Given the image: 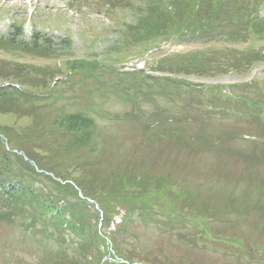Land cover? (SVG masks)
Returning a JSON list of instances; mask_svg holds the SVG:
<instances>
[{"label": "rangeland", "instance_id": "1", "mask_svg": "<svg viewBox=\"0 0 264 264\" xmlns=\"http://www.w3.org/2000/svg\"><path fill=\"white\" fill-rule=\"evenodd\" d=\"M147 2L0 0V87L19 79L26 85V91L42 95L57 80L72 77L65 84V99L76 102L79 109L95 117L101 142L100 155L104 154L109 164L121 160L126 164L131 160L137 172L170 178L178 189L182 186L184 191L198 195L202 199L201 205L191 203L185 206L183 214L186 216L194 215L202 219L200 217L207 206L204 199L210 200V208L221 209L217 213L212 208L216 213L213 220L208 222L205 219L172 222L164 217L155 225L137 223L132 228L136 238L126 237V248L136 252L139 262L264 264V95L261 94L264 91L261 89L264 87V61L252 66L225 67L218 72L207 71L205 67L199 71H175L170 65L176 56L190 55V62L194 63L196 60L192 58L196 55L215 57L223 52H238L251 47L252 41L229 43L224 38L190 41L191 36L185 33L179 37L174 35L137 41L133 35L140 37L138 32L134 34V30L137 31L140 15L146 12ZM250 2L252 6L257 4L260 20L264 23V0H249L247 3ZM13 33L14 37L11 38ZM36 35L39 43L45 45L43 47H50L44 54L38 53L40 47L32 48L33 44H30ZM254 48L264 52V38L257 39ZM84 63L102 68L105 72L99 70L97 74L107 73L101 77L103 84L107 85L98 86L91 79L80 77L83 74H73L69 70L71 65ZM20 67L23 71L44 69L47 73L40 76L32 73L23 79ZM55 70L58 76L54 73V79H48L49 71ZM111 70L124 75L143 70L140 80L148 77L153 80L139 81L144 85L141 84L140 90H134L128 96L126 90L130 88V80L120 77L113 83L109 78ZM131 77L134 78L133 75ZM253 79L261 82L260 87L247 85ZM211 85H227L233 97L236 93L243 98L247 94L256 104L249 100L235 101L233 97L220 96L223 103L233 104L228 108V114H214L202 119L201 113L213 110V106L207 104V99L215 90H209L206 96L204 94V88ZM245 85L248 91L244 89ZM122 87H126V90ZM182 89L183 92L179 91ZM252 89L257 93H248ZM132 114L135 119L133 116L127 117ZM244 122H249V126ZM31 123L32 119L28 117L0 114L2 129L22 130ZM202 131L209 136L208 140ZM154 138L173 140L176 144L171 145L178 148L166 150L169 143L153 141ZM178 143H182V147L184 143L193 149L204 150L200 154L193 151V154L183 155ZM151 147L152 151L146 150ZM24 160L27 161L26 158ZM28 163L37 181L36 186H50L47 191H51V178L58 179L46 173V180L35 163ZM52 192L56 195L54 189ZM116 210L120 212L108 227L91 221L93 231L98 236L105 239L110 237L115 229L113 227L121 217H126L125 208L116 206ZM191 211L199 212L192 214ZM176 215L172 219L182 216L179 213ZM2 220L0 264H69L70 258L75 257L74 248L59 249V242H39L37 238L34 240L24 233L20 226H10L5 219ZM17 223L21 225L19 221ZM66 234V246L76 241L69 232Z\"/></svg>", "mask_w": 264, "mask_h": 264}, {"label": "trees", "instance_id": "2", "mask_svg": "<svg viewBox=\"0 0 264 264\" xmlns=\"http://www.w3.org/2000/svg\"><path fill=\"white\" fill-rule=\"evenodd\" d=\"M248 1L148 0L146 12L140 15L137 31L134 30V34L138 32L140 38L133 35V39L142 42L158 37L184 36L183 33L189 34L194 41L224 38L229 43H237L251 39L252 46L247 48L248 53L238 55L234 51L219 53L215 57L200 54L192 58L193 61L196 60L194 63L190 62V55H180L172 60L170 67L181 72L199 71L204 67L207 71L218 72L225 67L252 66L264 61V55L254 50L255 41L264 38V23L260 20L257 4L252 6L253 3L249 4ZM11 36L13 38L14 33ZM38 39L36 35L30 44H33L32 48L40 47L38 53L44 54L50 47H43L45 45L39 43ZM20 68L23 79L30 77L32 73H37L38 76L47 73L44 69L42 72H32L31 69L23 71ZM69 70L73 74H83L80 77L91 79L98 86L107 85L101 80L107 73L97 74L102 68L96 67V64L71 65ZM24 72L29 74L24 75ZM110 72L109 78L113 83L120 77L130 80V88L126 90V87H122L128 92V96L132 91L140 90L144 85L142 82H147L140 80L137 72L132 74L134 78L115 70ZM54 73L57 76L59 74L56 70L49 71L50 75L46 77L54 79ZM15 81L9 86L0 87V114L28 117L32 119V123L22 130L0 128V221L5 219L10 226H20L24 233L32 239L37 238L39 242H59V249L74 248L75 257L70 258L69 264H119L121 261L128 264H148L139 262L136 252L126 248V237L136 238L132 228L137 223L155 225L164 217L172 222L186 217L197 221L205 219L208 222L213 220L216 212L221 211L220 208L212 207L216 210L214 212L208 204L210 200L204 199L207 206L206 212L200 217L202 219L199 220L194 215L186 216L183 214L186 209L184 207L191 203L199 205L202 199L198 195L184 191L182 186L178 189L170 178L137 172L131 160L126 164L122 160L109 164L104 154L100 155L101 142L95 117L79 109L76 102L65 99L64 88L69 83L66 79L54 83L53 87H47L42 95L26 91L23 81ZM139 81L142 82L138 83ZM140 97L146 100L144 96ZM72 104L75 106L71 107ZM202 133L208 140L209 136H205L203 131ZM153 141H167L169 144L166 145V150L174 151L178 148L171 145L176 144L173 140L154 138ZM178 144L183 155L193 154V151L200 154L204 150L193 149L184 143V147L181 146L182 143ZM146 150L152 151L153 147ZM146 150L143 152H147ZM149 156L153 157L152 154ZM29 161L35 163L46 180V173L58 179L49 178L56 195L52 189L47 191L50 186H36L37 181L30 172ZM116 206L126 209V217H123L121 224L115 226L110 237L105 239L98 236L93 231L91 221L110 226L113 217L120 212L114 211ZM197 212L193 211L192 214ZM176 213L181 214V218L172 219L177 216ZM18 221L21 225H17ZM25 223L29 225L28 228ZM67 232L76 240L68 246L64 242Z\"/></svg>", "mask_w": 264, "mask_h": 264}]
</instances>
